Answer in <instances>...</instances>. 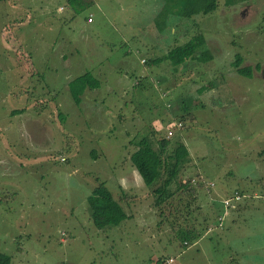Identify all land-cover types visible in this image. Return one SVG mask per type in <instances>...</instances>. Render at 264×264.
<instances>
[{
    "label": "rangeland",
    "instance_id": "rangeland-1",
    "mask_svg": "<svg viewBox=\"0 0 264 264\" xmlns=\"http://www.w3.org/2000/svg\"><path fill=\"white\" fill-rule=\"evenodd\" d=\"M84 2L0 1V251L9 264H264L254 195L264 185V0H219L163 29L161 0ZM197 32L211 59L150 62ZM237 52L251 77L232 65ZM86 71L99 86L76 103L67 82ZM37 116L42 135L29 147L19 131ZM146 136L190 153L179 177L191 193L176 192L161 215L142 178L128 190L120 181ZM101 181L130 216L98 228L87 196ZM235 190L252 195L218 227L220 199ZM181 229L202 237L183 245Z\"/></svg>",
    "mask_w": 264,
    "mask_h": 264
},
{
    "label": "trees",
    "instance_id": "trees-1",
    "mask_svg": "<svg viewBox=\"0 0 264 264\" xmlns=\"http://www.w3.org/2000/svg\"><path fill=\"white\" fill-rule=\"evenodd\" d=\"M85 1L84 3L91 2V0ZM162 2L155 17L157 21L162 20V23L160 21L157 23L160 29L167 26L166 20L170 17L183 19L195 14H207L214 11L219 4V0H162ZM241 57V54L237 52L232 65L238 73L251 77L252 67L242 65ZM188 58L200 61L212 58V54L205 47V38L201 32L195 33L180 44H174L164 54L151 59L150 62H160L166 59L178 66ZM98 86V78L90 71L83 72L68 81V89L76 103L81 101L82 93L86 88ZM152 139H154L152 136L140 139L130 159L145 184L151 189L153 205L159 208L158 213L161 215L164 212L162 205L168 203L176 192L179 190L189 192L191 189L190 180L179 177L184 168L188 170L190 168V153L182 140L170 146V140L165 136L156 138L154 142ZM192 191L196 194L195 187ZM87 200L91 207V220L98 228L116 225L127 217L121 204L113 197L103 181L92 189ZM201 233L200 229H181L179 232L183 240L187 242L199 237ZM9 262L10 255L0 251V264H9Z\"/></svg>",
    "mask_w": 264,
    "mask_h": 264
},
{
    "label": "crops",
    "instance_id": "crops-1",
    "mask_svg": "<svg viewBox=\"0 0 264 264\" xmlns=\"http://www.w3.org/2000/svg\"><path fill=\"white\" fill-rule=\"evenodd\" d=\"M161 3H163L162 2V0H161ZM162 6V5H161ZM175 19V18H174ZM143 59V58H142ZM166 60V59H165ZM258 67L259 66V63L257 62V63H255V67ZM68 83V82H67ZM67 88H68V84H67ZM17 109H15L14 107L13 108H10V110H7V113H11V115L10 116H12L15 112H19V110L18 111H16ZM21 111H23L24 110V108H21L20 109ZM20 111V112H21ZM10 116L8 117L9 119H10ZM41 117L40 116H37V117H34V118H29V120H28V124L27 125H24V128L22 129V130H20L19 131V134H21L22 135V132L24 133V135L25 136H27V144H29V147L31 146V141H32V139H34V140H36V138L38 137V136H40V134H41V130H42V128L40 129V131L38 132V130L36 129L37 128V125H39L40 127L42 126V123H41ZM0 134H1V136L3 135V133L2 132H0ZM19 134H18V136H19ZM42 135V134H41ZM32 138V139H31ZM30 139V140H29ZM22 149H29L28 147H23ZM20 153L19 154H22V155H27V154H31L29 151H25V150H23V151H19ZM263 152H264V150H263ZM16 160H18V161H22V157L20 158V156H17L16 155V158H15ZM31 159L30 158H27V159H25V161L27 162V163H29V161H30ZM130 161H131V159H130ZM19 162V164L20 165H24L22 162L20 163ZM131 164H132V162H131ZM134 166H133V164H132V170L131 171H128V170H126V172L123 174V175H120V181H121V183L122 184H124V185H127V190L128 189H131V186L133 185V183H134V179H135V177L137 178V180H138V182H140V183H142L141 182V180H140V178H142L141 177V175L139 174V172L137 171V169L135 168V170H134V168H133ZM135 171H137L138 172V174L140 175V176H136V175H138V174H136V172ZM135 175V176H134ZM143 180V179H142ZM129 186V187H128ZM147 186V185H146ZM149 187H148V193H149ZM261 192H264V185H263V188L261 189ZM150 194H151V191H150ZM113 195V194H112ZM151 196H152V194H151ZM226 196V195H225ZM224 196V197H225ZM114 197V196H113ZM251 199H253V198H251ZM117 200V199H116ZM221 200H222V198L220 199V203H221ZM259 201H261L260 199H259ZM127 202V201H126ZM255 201L253 200V206H255L256 204L254 203ZM120 203V202H119ZM89 204V203H88ZM251 205V206H252ZM154 206V205H153ZM89 207V214H91V207L90 206H88ZM123 208V207H122ZM124 210V209H123ZM220 211H221V208H220ZM232 211H235L234 209L232 210ZM126 213V212H125ZM219 213V212H218ZM230 213V212H229ZM127 214V217L128 216H130L128 213H126ZM234 214V213H233ZM126 217V218H127ZM217 217H218V215H217ZM125 218V219H126ZM124 220V219H123ZM122 220V221H123ZM211 225L210 224H208L207 225V227H210ZM218 226V225H217ZM217 226H214V227H216V228H218ZM223 226H224V224H223ZM222 226V227H223ZM213 227V228H214ZM213 230V229H212ZM212 230H210V231H212ZM200 237H202V235L201 236H199L198 238H200ZM198 241V240H197ZM183 243H185V244H183V245H188V243H187V241L186 240H183ZM187 243V244H186ZM164 257H168V256H160L159 258H164ZM172 257V256H171ZM159 258L157 259V260H159Z\"/></svg>",
    "mask_w": 264,
    "mask_h": 264
},
{
    "label": "built area",
    "instance_id": "built-area-1",
    "mask_svg": "<svg viewBox=\"0 0 264 264\" xmlns=\"http://www.w3.org/2000/svg\"><path fill=\"white\" fill-rule=\"evenodd\" d=\"M87 19L91 20L92 19L91 15H89ZM180 124L181 123H179L178 125H180ZM168 133H171V132H168ZM247 195H252V194H248V193L245 194V192L241 193V192L235 190L231 195L225 196L222 198L221 205L223 207V211H222L221 215L217 217V220H218L217 225L218 226L222 225V218L224 217V215H226L229 212V210L231 208L234 207V204L236 202H238L243 196H247ZM254 195L259 197L261 199V201L264 202V192H260L258 194H254ZM208 230H210V229L208 228ZM173 261H174V258L171 256H168V257H164V258L159 259L156 262V264H170Z\"/></svg>",
    "mask_w": 264,
    "mask_h": 264
}]
</instances>
